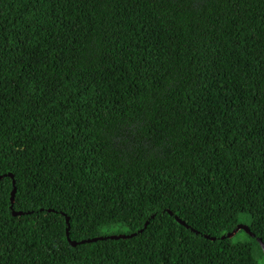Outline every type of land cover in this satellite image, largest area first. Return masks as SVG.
I'll return each mask as SVG.
<instances>
[{
  "label": "trees",
  "instance_id": "1",
  "mask_svg": "<svg viewBox=\"0 0 264 264\" xmlns=\"http://www.w3.org/2000/svg\"><path fill=\"white\" fill-rule=\"evenodd\" d=\"M258 237L264 0H0V264H264Z\"/></svg>",
  "mask_w": 264,
  "mask_h": 264
},
{
  "label": "water",
  "instance_id": "2",
  "mask_svg": "<svg viewBox=\"0 0 264 264\" xmlns=\"http://www.w3.org/2000/svg\"><path fill=\"white\" fill-rule=\"evenodd\" d=\"M10 176H11V177H14L13 174H10ZM13 183L15 184L16 181L14 180ZM16 192H17V187L14 186V189H13V191H12V196H11L12 207H13V205H14V203H15ZM23 213H24V212H22V211H16V210H14V215H21V214H23ZM170 213L173 214V211H170ZM176 218H177V220H178L179 222H181V223H183V224H185V225L188 226V224H187L184 220H182L179 216L176 215ZM69 219H70V218L67 217V222H68V224H69ZM147 224H148V223H146V226H147ZM242 229L245 230L246 232H248V233H249L250 235H252L253 237L256 236V234H255L254 232L251 231L250 227H249L247 224H244V223L239 224L238 227H237L233 232L228 233V236H229V237H233L234 235H236V233H238V232H239L240 230H242ZM141 231H143V229H142ZM67 234H68L69 241H70L71 244L74 245V246L78 245L79 243L94 242V241H97V240H100V239L103 240V239H107V238H116V239H118V238H128V237H131V236H133V235H136V233H133V234H131V235H129V234H120V235L112 234V235H103V236H98V237H94V238L84 239V240H81V241H76V240H73V239L70 237V228H68V230H67ZM223 237H225V236H223ZM213 238L215 239V237H213ZM257 239H258V241L261 243V245H262L263 248H264V241H263V239H262L261 237H258Z\"/></svg>",
  "mask_w": 264,
  "mask_h": 264
},
{
  "label": "rangeland",
  "instance_id": "3",
  "mask_svg": "<svg viewBox=\"0 0 264 264\" xmlns=\"http://www.w3.org/2000/svg\"><path fill=\"white\" fill-rule=\"evenodd\" d=\"M246 235L244 232H239L236 238H244Z\"/></svg>",
  "mask_w": 264,
  "mask_h": 264
}]
</instances>
